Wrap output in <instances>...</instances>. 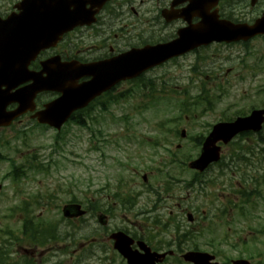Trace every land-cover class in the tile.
Instances as JSON below:
<instances>
[{
  "label": "rangeland",
  "instance_id": "374dc122",
  "mask_svg": "<svg viewBox=\"0 0 264 264\" xmlns=\"http://www.w3.org/2000/svg\"><path fill=\"white\" fill-rule=\"evenodd\" d=\"M192 59L181 62L187 67ZM151 75H155L151 97L142 95L144 89L138 83H128L120 88L126 93L121 103H110L103 114L95 111L91 115L95 119L85 118L82 127L69 123L56 134L26 116L12 128L0 130V230L16 224L20 217L19 211L11 216L7 209L55 208L74 199L83 203L88 194L96 200L108 197L114 209L109 214L110 228L144 233L141 225L145 222L133 212L152 204L136 195L137 190L146 189L138 177L145 173L147 187H159L168 175L181 170L170 162L172 151L178 159L195 157L198 141L210 125L253 106H264V38L254 39L248 49L238 45L210 48L195 71L172 63ZM143 80L149 84V75ZM198 94L204 100L180 110L182 102L198 101ZM153 98L157 99L150 102ZM185 115L189 120H184ZM181 129L186 131L183 139L179 137ZM154 140L161 145L150 146ZM12 163L22 166L25 173L18 181L9 175ZM189 177L190 173L183 171L180 180ZM204 180L208 183L203 188L199 182L193 185L201 188L199 199L190 191L194 198L189 201L199 202L196 214L200 217L203 209L206 213L194 230L197 233L188 234L186 246L213 252L220 262L240 256L264 264V144L256 135L236 138L224 147L220 165L201 177V182ZM122 183H127L124 193L130 190L137 199L130 212L111 198L115 185ZM184 196L183 191L175 195L177 201L162 199L160 214L166 215L164 219L176 211L177 202L183 204ZM245 198L249 203L243 204ZM242 211L244 216L239 215Z\"/></svg>",
  "mask_w": 264,
  "mask_h": 264
},
{
  "label": "flooded vegetation",
  "instance_id": "af4514ba",
  "mask_svg": "<svg viewBox=\"0 0 264 264\" xmlns=\"http://www.w3.org/2000/svg\"><path fill=\"white\" fill-rule=\"evenodd\" d=\"M21 1L0 0V17H17L21 13L18 7ZM197 1L41 0L38 10L44 20L53 21L55 18H61L60 21H75L84 25L65 32L57 44L41 52L39 59L56 56L60 62L108 63L129 50L171 42L177 38L180 30L195 28L205 16V5ZM263 11L264 0H218L210 9V12H217L218 19L249 24ZM24 12L35 10L28 9ZM251 42L252 39L240 42L239 45L249 46ZM203 49L202 47L194 49L166 63L175 62V65L185 66L181 61L188 57L193 58V63L196 61L199 63ZM155 69H149L145 74ZM90 77L80 78L78 82L86 81ZM151 77L150 75L149 78ZM125 83L126 81L119 82L113 89L119 90ZM196 176L194 173L193 177ZM173 180L176 181L175 190L184 191V197L189 195L190 189L196 183V178L192 179V183L183 179ZM179 184H182V187ZM171 186L168 184V187ZM90 200L94 201V197L91 196ZM108 203L106 196L105 200L102 199L105 224L92 217L93 214L96 216L100 212V209L93 205L86 208V214L82 218L71 219V223L65 225L60 222H41L42 211L45 209L38 213L36 219L34 217L38 223L35 224L30 220V210L22 209V217L17 220L19 229L14 231L12 226L6 235L10 245L8 254L0 256V264H124V260L113 249V241L110 239V234L114 230L111 231L109 225ZM180 206V203L177 204V207ZM187 212L186 206L179 208L176 212V222L189 230L196 229L203 216L198 217L193 213V223L183 222L184 214ZM84 219L94 220L89 226L94 231L90 239L78 245L76 229L73 227L74 224L77 227L76 221ZM149 244L154 249L150 242ZM175 258L176 255H173L166 257L165 260Z\"/></svg>",
  "mask_w": 264,
  "mask_h": 264
},
{
  "label": "water",
  "instance_id": "95a60500",
  "mask_svg": "<svg viewBox=\"0 0 264 264\" xmlns=\"http://www.w3.org/2000/svg\"><path fill=\"white\" fill-rule=\"evenodd\" d=\"M209 25V24H208ZM206 25L198 34L189 35L180 33L179 38L170 44L142 50L141 54L149 57L152 61L147 66L158 64L165 59L179 55L188 48L199 44H207L211 41H237L247 40L257 34H264V13L253 25L221 22L218 27ZM13 26L12 29L9 27ZM42 35L40 23H18L0 21V127L25 113L33 111L34 98L38 92L45 90L60 91L61 95L56 99L44 104V108L31 115V118L41 124H47L60 129L61 125L69 118L72 111L84 107L101 90L108 88L106 80H91L81 85H74L75 75L90 74V67L73 69L72 64H65L62 69L52 67L54 60L42 63L40 71H30L27 68L30 59H33L46 38ZM186 42V47L178 49L179 44ZM190 46V47H189ZM155 49V50H154ZM136 55L126 53L117 60V66L111 65L106 69L115 75V79H129L137 76L144 68L138 67ZM30 81L25 86L19 84ZM11 103H17V107L7 110ZM264 121V110H254L249 116L236 118L233 122L216 124L206 137L200 155L189 163L191 168L203 171L209 163L219 159V147L215 144L221 140L228 142L236 133L244 130L258 131ZM184 132H182V136ZM114 247L127 259L128 264H155V253L145 248L144 254H139L130 248L132 240L122 232L113 235ZM141 245V244H140ZM142 246V245H141ZM157 255V254H156ZM161 254L160 256H164ZM185 261L193 264H219L211 262L213 255L198 251H189L183 256ZM232 264H251L246 260H235Z\"/></svg>",
  "mask_w": 264,
  "mask_h": 264
},
{
  "label": "trees",
  "instance_id": "16d2710c",
  "mask_svg": "<svg viewBox=\"0 0 264 264\" xmlns=\"http://www.w3.org/2000/svg\"><path fill=\"white\" fill-rule=\"evenodd\" d=\"M83 113H84V112H83ZM86 114H87V113H86ZM74 122H75L76 124H78V125H81V126L84 125V121L81 120V119H79V120L76 119Z\"/></svg>",
  "mask_w": 264,
  "mask_h": 264
}]
</instances>
